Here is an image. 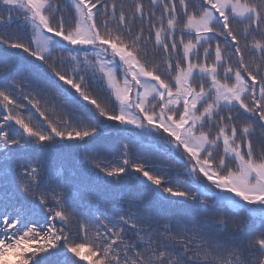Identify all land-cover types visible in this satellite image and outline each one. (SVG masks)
<instances>
[{"label": "snow or ice", "instance_id": "snow-or-ice-1", "mask_svg": "<svg viewBox=\"0 0 264 264\" xmlns=\"http://www.w3.org/2000/svg\"><path fill=\"white\" fill-rule=\"evenodd\" d=\"M0 264H264V0H0Z\"/></svg>", "mask_w": 264, "mask_h": 264}, {"label": "trees", "instance_id": "trees-1", "mask_svg": "<svg viewBox=\"0 0 264 264\" xmlns=\"http://www.w3.org/2000/svg\"><path fill=\"white\" fill-rule=\"evenodd\" d=\"M157 15H159V13H157ZM100 94L103 95V93ZM24 111L27 112L28 109H25ZM45 159L47 160L49 171L53 173L58 169L63 168L67 171L68 175L79 177L80 179L86 178L84 177L83 169L81 168L79 162L72 156L66 154H52L45 157Z\"/></svg>", "mask_w": 264, "mask_h": 264}, {"label": "rangeland", "instance_id": "rangeland-1", "mask_svg": "<svg viewBox=\"0 0 264 264\" xmlns=\"http://www.w3.org/2000/svg\"><path fill=\"white\" fill-rule=\"evenodd\" d=\"M69 176H71V175H69ZM79 176V175H78ZM81 177V176H80ZM77 179H80L79 177H76Z\"/></svg>", "mask_w": 264, "mask_h": 264}]
</instances>
